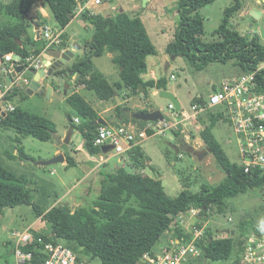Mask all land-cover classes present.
<instances>
[{"label": "trees", "instance_id": "1", "mask_svg": "<svg viewBox=\"0 0 264 264\" xmlns=\"http://www.w3.org/2000/svg\"><path fill=\"white\" fill-rule=\"evenodd\" d=\"M216 1L218 0H176L179 19L174 38L165 49L166 54L186 59L189 65L198 71L212 64L234 61L241 74L255 73L256 80L261 84L260 90L264 93V70H258L259 65L264 63V44L257 35L248 38L230 25L232 17L238 11L237 0L225 10L222 23L215 31L217 40L211 44L202 43L204 23L200 10ZM38 2L47 9L59 29H65L71 23L78 4L77 0H13L9 4L0 2V15L17 21L13 26L0 29V59L7 54H14L24 61L44 51L46 42L41 35L39 40H35L34 33L30 35L28 32L36 31L38 27L39 34L40 29L48 23L45 20L42 23L35 22L29 18V13ZM81 19L92 25L94 33L91 40L83 46L84 50L88 47L89 51L83 56H77L69 68L73 76H77L73 87L84 85L86 91L93 93L100 101H115V96L121 91L125 92L127 97L139 94L147 97L152 90H167L166 77L156 81L142 79V75L147 72V57L155 56L157 52L139 18H132L125 12L108 17L84 12ZM62 39L58 49L66 50L67 36L63 34ZM105 53L115 55L113 64L119 69L120 79L115 84H111L96 70L91 60L93 57H102ZM65 73L64 69L57 70L54 75L63 78ZM26 77L30 80L32 78L28 73ZM24 99L23 89H15L6 95L4 105L11 103L15 104V107L11 112H0V130L15 133L16 142L21 144L18 159L29 161L31 158L25 153L22 140L31 137L42 142H54L51 131L56 130L47 118L21 109L16 101L22 102ZM193 101L202 103L203 98H195ZM66 103L75 115V118L70 113L68 115L70 128L81 136L83 150L92 157L100 155L101 148L94 145L99 126L95 127L93 123L101 117L76 92L67 95ZM129 111L131 110L127 106H117L115 117L119 123L111 125L136 122L144 127L145 123L128 116ZM74 119H78V123H75ZM219 120L228 122L222 114L209 116V126L202 132L201 139L220 170L226 175L220 186L210 187L204 184L197 193L185 189L177 197L171 198L166 194L161 180L118 170L115 173L101 174L100 193L92 209L72 210L67 205L51 204V201L57 200L54 192L51 197L44 195L46 204L37 203L33 189L35 181L25 174L15 173L0 162V210L30 207L37 219L51 226L49 236L35 234V240L40 237L45 243H62L85 264H92L95 260L100 264H142L144 255L155 256L154 248L172 229L174 219L179 213L196 208L201 209L200 218L204 221L209 219L212 213L218 214L219 218L220 215L226 217L229 200L252 190L264 189V174L262 175L258 168L245 173L243 166L231 163L226 157L212 134ZM172 134L177 139L180 137L176 131ZM71 152H64L66 169L78 165L72 156L76 151ZM7 156L10 160L17 159L11 154ZM128 156L137 165H143L139 147L133 146L128 151ZM51 188H54L53 185ZM208 212L210 214H207ZM244 226V223L241 224L239 232L243 236ZM232 231L234 230H229L226 238H217L216 234L207 228L204 237L196 242L201 252L198 260L227 262L235 253L242 252L243 243L235 238L236 231L233 235ZM181 238L189 242L192 234L179 228L174 229L173 239ZM38 248L36 243H32L21 249L36 254Z\"/></svg>", "mask_w": 264, "mask_h": 264}, {"label": "rangeland", "instance_id": "2", "mask_svg": "<svg viewBox=\"0 0 264 264\" xmlns=\"http://www.w3.org/2000/svg\"><path fill=\"white\" fill-rule=\"evenodd\" d=\"M13 0H0L1 3L9 4ZM257 0H244L245 5L248 4L250 7H253L252 10L247 12V15H244V22L239 21L236 24L239 25L242 23L240 28V33L248 34L251 28V24L256 21L258 22V32L261 35V38L264 40V4H259ZM106 4L103 7H100V11L102 14H108L109 16H115L118 13L127 11L129 4L131 1L129 0H104ZM166 7H160L157 4H149L148 9H144L143 7H139L147 14L154 15L156 17L155 25L158 30H162L164 34L160 33L158 36L152 34L151 41L157 51L156 58L152 56L147 60V64L150 67L154 60H158L159 64V72L166 74L167 65L170 66L168 70L167 79L169 82V87L172 88L178 95L180 101L183 103L184 109H189V105L192 104L194 99L198 96L203 99H207L210 94H212L213 89L218 88L221 83L232 79L233 77H237L242 75L240 69L236 66L234 61H231L227 64H212L208 66L206 69L202 71H198L195 68L191 67L186 59L182 57L169 56L165 52V47L173 40L174 34L176 31L177 23H178V13L176 8V2L165 1ZM234 4L233 0H218L215 3L208 5L200 10V15L203 18L204 23V35L201 37V41L204 44H211L217 40L215 36V31L222 23V19L224 17V12L227 8L231 7ZM108 5V6H107ZM137 5H141V0L137 1ZM247 5V6H248ZM124 8V9H123ZM249 9V8H248ZM139 10V9H138ZM42 11L48 15L47 19H44L42 16ZM129 12H127L128 14ZM29 17L31 19H35L37 22L42 23L44 20L48 21L50 25H54V21L52 16L49 14L47 9L43 8L41 3L38 2L31 12L29 13ZM81 22H80V21ZM234 22V21H233ZM84 23V24H83ZM17 24V21L13 19H9L6 16L0 15V29L5 26H13ZM83 24V28L80 27ZM254 29V28H253ZM71 31H74L79 37H82L84 41H90L93 35V27L90 23L83 21L80 19L75 20L74 23L70 27ZM254 35H247L248 38L253 37ZM89 49L83 50L81 56L84 53H87ZM91 54V52H88ZM112 54V55H111ZM110 56H113L112 60H110L109 55H104L101 58L93 59V63L97 69H99L107 78L110 83H117L120 81L119 79V69L113 64L114 54L111 53ZM174 75L175 80H170V76ZM166 76V75H165ZM49 82H44L41 84V88L34 92L32 95L26 94L25 91V99L22 102H16L19 107L27 112L42 116L50 120L56 130V134L61 138L67 130L68 118L69 115V107L65 103L64 93L59 95H54L53 99L50 101L47 97V87ZM79 88V89H78ZM72 90H82L85 91L82 94L86 96L90 105L93 108L98 109L102 107V102H98L93 93L86 92V88L84 85L79 87H73ZM115 101L112 99L107 104V109L110 111L108 113L103 114V119L109 121L111 118L116 116V107L123 105L128 106L131 110L128 112V116H130L131 112L134 111L130 105H127L125 102L126 96L125 92H119L116 95ZM140 94L136 96L139 98ZM96 101H93V100ZM86 100V101H87ZM162 103L166 102L161 98H158ZM18 101V100H17ZM137 102V101H136ZM129 104V103H128ZM15 107V104H12ZM106 109V108H105ZM105 109L98 112H103ZM161 111L164 115H168L169 111L167 109L166 103L161 106ZM211 114H218L217 111H207L196 117V120L180 122L181 118L178 119V123L176 126H173L166 132L165 136L155 134L152 136H144L139 137L138 134L141 130L139 129V123L131 122L126 125H133L136 127L135 129L138 131H134L135 141L140 144V148L142 151H148L149 155L155 159L157 157H161V155L167 149L171 151L170 145L178 144L180 140H186L183 149L186 146H191L198 150L197 152H202L204 150V144L202 140H200L202 132L204 129L209 126V116ZM71 115V114H70ZM72 116V115H71ZM100 116V115H99ZM225 118V117H224ZM228 121V120H227ZM216 126L213 129V134L216 140L220 143L225 155L229 159L231 163L240 164L241 161L239 159V153L235 138L233 135V130L230 126L229 121L224 123L221 120L217 122ZM138 124V125H137ZM178 132L181 136L178 139L175 138L170 132ZM69 132H72L71 128L64 135L63 139H65ZM187 137V138H185ZM16 135L13 131H3L0 130V162L5 166L12 169L17 174H25L31 180L35 181L33 185V189L35 190L36 202L42 205L46 204V200H44V195L52 196L53 192L56 198L62 196L63 193L67 191L68 188L72 187L73 184H76L78 181L82 180H92L93 177L89 178L87 176V164L83 163V157H76V161L80 163L77 167L71 168L69 170H65L61 165H54L49 167H41L39 162L48 161L53 158V153L56 149H59L62 152H70L73 148L66 146L74 145V148L83 143L81 136L78 133H74L73 139L72 136L67 145L58 146L57 143L54 142H42L37 139L28 137L22 140V146L24 147L25 153L31 158L29 161H20L18 159V149L21 144L16 142ZM230 140L231 145H227L226 141ZM134 141V142H135ZM196 151L192 153V155L186 154V152L182 153V157L175 162V168L180 170L178 172V176H175L174 172L171 171L172 163L166 162L164 166H161L160 172L162 173V177H164L165 184L170 182L171 186L167 188L166 194L171 197H177L185 188L186 184L193 185L190 188L192 193H196L200 190L204 183L208 184L210 187L220 186L226 178V175L220 170L219 165L215 161V159L211 156H199ZM7 154H11L17 157L16 160H10ZM110 161L108 165L101 168V173H113L117 168H124L127 173H132L131 168L126 162V157L116 156L111 153L109 155ZM173 158H176L173 154ZM99 158L96 159V164H98ZM243 163V162H242ZM240 166H244L240 164ZM51 172H54L51 175ZM101 173L98 175L101 176ZM148 175L152 178H157V175L148 172ZM60 179L62 181L60 182ZM158 179V178H157ZM224 179V180H223ZM99 178L95 180L93 187L94 192L90 194L76 193L66 197H64L61 201L58 202V205H67L72 210H76L78 208H86L88 210L93 208V204L96 201L99 190ZM57 188H51V186ZM66 185V186H65ZM46 187V188H44ZM47 187H49L47 189ZM86 198V199H85ZM52 200V199H50ZM61 203V204H60ZM51 204H54V201H51ZM226 215L231 218L232 221L229 222L220 220L218 214L212 213L211 217L208 221L202 220L208 230H211L212 233H215L220 238H225L228 234H222L226 230H234L236 231V239L240 240L243 243V250L240 253H235L230 261H218V262H203L201 260L189 259L187 264H245L244 258L247 253L248 247L254 244H251L250 240L255 239L253 235V231H257L259 227L264 225L263 220H257V214L260 212H264V189L261 190H252L246 194L239 195L234 199H231L227 202ZM232 209L235 212H232ZM207 222V223H206ZM246 226L243 229H246L250 232L249 235L243 236L240 232L241 224ZM257 229V230H256ZM49 226L48 223L42 221L41 219H37L33 214V211L28 206H20L13 209H4L0 210V264H14V247L16 242H18L19 238L25 233L30 234L32 237L35 234L49 236ZM262 235L260 237L262 238ZM74 247V246H72ZM258 253H264L262 248L258 249ZM92 264H100L98 260L92 261ZM264 264V263H260Z\"/></svg>", "mask_w": 264, "mask_h": 264}, {"label": "built area", "instance_id": "3", "mask_svg": "<svg viewBox=\"0 0 264 264\" xmlns=\"http://www.w3.org/2000/svg\"><path fill=\"white\" fill-rule=\"evenodd\" d=\"M109 1V0H107ZM259 4H264V0H257ZM104 0H85L84 4H78L74 11V16L83 14L88 6L98 7L103 5ZM62 33L60 29L45 25L41 29V38L46 42V50L56 48L62 44ZM11 63L12 66H24L22 73L16 74L11 82H3L0 86V103H6L5 97L15 89H26L30 80L26 74L34 69H46L48 66L37 57H29L22 61L20 58L7 54L2 59V64ZM258 70H262L258 68ZM14 71L12 67L4 69L8 76ZM174 79V76L171 77ZM261 84L256 80L255 73L242 74L230 80H227L213 91L202 103H192L189 109L181 108L176 111L169 102V114L164 116L163 122L155 123V129L164 134L171 127L180 122L196 120L200 114L218 110L230 123L233 134L239 147V153L243 162L245 173L251 169L258 168L259 172L264 174V93L260 90ZM1 112L13 111L14 107L7 104L0 106ZM181 121L178 122V119ZM78 123V119H74ZM139 137L146 136L143 131L139 132ZM135 135L126 126H99L97 129L94 145L96 147L112 146L111 153L120 155L127 153L134 145ZM201 209L192 208L186 213H179L178 218L183 221L187 217L196 220L188 232L192 234L191 241L186 242L183 238L175 240L172 245L166 248L162 254L154 257L149 254L144 255L142 264H187L189 259H196L201 255L196 242L204 237L206 225L200 220ZM209 214V212L207 213ZM176 216V217H177ZM229 222L231 218H227ZM264 240V239H263ZM251 245L247 249L244 261L245 264L264 263V253H258L256 248L261 246L256 239L250 240ZM36 243L39 247L36 254L25 252L21 248ZM14 264H85L79 261L75 253L62 243H45L42 238L35 240L30 234L22 235L18 242L14 244ZM263 246H261L262 248Z\"/></svg>", "mask_w": 264, "mask_h": 264}, {"label": "crops", "instance_id": "4", "mask_svg": "<svg viewBox=\"0 0 264 264\" xmlns=\"http://www.w3.org/2000/svg\"><path fill=\"white\" fill-rule=\"evenodd\" d=\"M129 1H131V4H129L130 6H128V10L127 11H125V10H123L125 13H127V12H129L128 13V15L130 16V17H132V18H139L140 20H141V22L143 23V25H144V27H145V29H146V31H147V33H148V36H149V38H151V36H152V34L150 33V32H152L153 34H155L156 36H158L160 33H162V34H164V32L160 29V30H158V28L159 27H157L156 25H155V20H156V17L154 16V15H150V14H147V13H145L144 11H142V9H140L139 7H143L144 9H148V6H149V4H157V5H159L160 7H166V4H165V1H167V0H141V5L140 6H138L137 5V1L138 0H129ZM168 1H172V0H168ZM175 2H176V0H174ZM234 2H235V0H233ZM238 1V5H239V7H238V11H237V13L232 17V19H231V22H230V25L232 26V28L234 29V30H237V31H239L240 30V28H241V22H240V24L239 25H237L236 23L237 22H239V21H242V22H244L245 21V19L243 18V13H244V15H247V12H248V10H249V12L252 10V8L253 7H250L248 4H246L245 5V3H244V0H237ZM77 3L78 4H84L85 3V0H77ZM215 3V2H214ZM257 3V2H256ZM77 4V5H78ZM106 4H103V5H101V6H98V7H93V6H88V9L85 11V12H88L90 15H102V16H104V17H108L109 15L108 14H102V12L99 10L100 9V7H103V6H105ZM248 5V6H247ZM108 6V5H107ZM249 8V9H248ZM124 9V8H123ZM139 9V10H138ZM82 15V14H81ZM81 15H78V16H74V19L71 21V23L65 28V29H60V32L62 33V35L64 34V35H66L67 36V40H66V43L68 44V48L66 49V50H68V49H70L74 44H77L78 46H79V48H77L76 49V53H75V56H74V58L72 59V63H73V61L75 60V58L77 57V56H81L82 55V53H83V50H84V48H83V46L85 45V43L86 42H88V41H84L83 39H82V37H79V35H77L74 31H71L70 30V27H71V25L74 23V21L75 20H78V19H80V17H81ZM42 16H43V18L44 19H47V17H48V15L45 13V11H42ZM30 18V17H29ZM31 19V18H30ZM34 21L35 22H37L35 19H34ZM80 21V20H79ZM234 21V22H233ZM48 22V21H47ZM81 22V21H80ZM84 24V23H83ZM83 24H82V26H80V27H82L83 28ZM47 25H50L49 23H47ZM52 26V25H51ZM52 27H56V25H55V23H54V25L52 26ZM57 28V27H56ZM251 28L252 29H250V31L248 32V34H242V33H240L241 35H243V36H247V35H250V34H252V35H257L258 37H259V39H260V41H261V43L262 44H264V40L261 38V35L259 34V32H258V29H259V26H258V22H256V21H254L252 24H251ZM254 28V29H253ZM59 29V28H58ZM39 29H37L36 28V31L35 30H33V32L32 31H28L29 32V34L30 35H33V33H34V39L35 40H39L40 39V36L39 35H41V29H40V33L39 34H37V31H38ZM240 32V31H239ZM93 33H94V30H93ZM62 38V37H61ZM151 40V39H150ZM62 42H63V39H62ZM152 42V41H151ZM22 44V43H21ZM153 44V43H152ZM167 47V46H166ZM165 47V48H166ZM52 49H56V48H52ZM86 49L88 50L89 48L88 47H86ZM62 51H65V50H62ZM157 52V51H156ZM110 54L111 53H105L104 55H109V58H110V60H112V58H113V56H110ZM13 55V57H15V59H16V57H18V56H16V55H14V54H12ZM103 55V56H104ZM112 55V54H111ZM157 55V54H156ZM156 55H155V57L154 58H156ZM102 56V57H103ZM32 57H37L40 61H42V62H44L48 67L46 68V69H44V70H48L49 69V65H48V62L49 61H51V58H49L48 56H46V53L45 54H40V55H38V56H32ZM19 58V57H18ZM96 57H93L91 60H92V63H93V59H95ZM99 58H101V57H99ZM149 58H152V56H149V57H147V59H146V65H147V72L144 74V75H142V79L144 80V81H147V80H154V81H156V80H158L159 78H161V77H166L167 78V74H168V70L170 69V66L169 65H167V67H166V74H163V73H160L159 72V64H158V60H154L153 62H152V64H151V66L149 67L148 66V64H147V60L149 59ZM174 58H176V57H174ZM6 65V64H5ZM5 65H3L2 64V59H0V86L3 84V82H5L6 81V78H7V75L5 74V72H4V69L6 68V66ZM93 66L95 67V65H94V63H93ZM258 68H260V69H262V70H264V63H262V64H260L259 65V67ZM95 69L96 70H98L99 72H101L99 69H97L96 67H95ZM102 73V72H101ZM103 74V73H102ZM104 75V74H103ZM166 75V76H165ZM105 76V75H104ZM172 76H174V75H171L170 76V80H175V76H174V79H171V77ZM77 76L75 75V76H73L72 77V80L71 81H69V83H68V85L67 84H65V82H64V80H63V78H62V80H58V79H50V78H47V79H45V80H41L40 81V83L41 84H43L44 82H49V85L48 86H51L52 88L54 87V86H57V88H53L52 89V92H51V95H50V98H49V100L51 101L52 99H53V97H54V95H61L62 93H64V96H65V103H66V97H67V95H71L72 93H74V92H76V93H78V94H80L81 95V97L86 101L87 100V98H86V96L85 95H83L84 93L83 92H85V91H82V90H78V89H76V90H72L71 88H72V82L73 81H75V78H76ZM106 77V76H105ZM107 78V77H106ZM233 78H235V77H233ZM4 79H5V81H4ZM29 79V78H28ZM108 79V78H107ZM30 80V79H29ZM167 81H168V79H167ZM7 82V81H6ZM8 83V82H7ZM111 84H113V83H111ZM218 88H214L213 89V91H215V90H217ZM26 89H24V91H25ZM167 91H169V92H171L172 94H174V96L178 99V101H179V103H180V106H181V108H183L184 109V107L182 106L183 105V103L180 101V99H179V97H178V95H177V93L172 89V88H170L169 87V82H168V84H167ZM86 92H88V91H86ZM123 92V91H122ZM159 92L160 91H156V90H152L151 92H149V94H148V96L147 97H145V96H143V95H140L139 96V98H136V96H133V97H127V95H126V93H125V96H126V99H125V102L127 103V105H130V107L134 110V111H132L131 112V114L133 113V112H145V111H153V110H160L161 111V106L163 105V104H165L166 103V106H167V109H168V104H169V102L166 100V102H164V103H162L161 101H159L158 100V98H161L160 96H159ZM83 93V94H82ZM94 95V94H93ZM115 97H117V96H115ZM96 98V97H95ZM197 98V97H196ZM198 98H201V97H199L198 96ZM97 99V98H96ZM161 99H163V98H161ZM98 100V99H97ZM164 100V99H163ZM205 100V99H204ZM93 101H96L95 99L93 100ZM100 100H98V102H99ZM137 101V102H136ZM17 102V101H16ZM87 103H89V101L87 100L86 101ZM100 102H102L103 103V105H101L102 107H99L98 109L100 110V111H102L103 109H105L103 112H98V109H95V108H93L92 107V105H91V107L100 115V117L103 119V114H105V113H108L110 110L109 109H107V103L108 102H110V101H100ZM129 103V104H128ZM9 105H11V106H13L11 103H8ZM67 104V103H66ZM90 104V103H89ZM191 105V104H190ZM189 105V106H190ZM0 106H2V107H5V105L4 104H1L0 103ZM68 106V105H67ZM14 107V106H13ZM69 107V106H68ZM128 107V106H127ZM1 109V108H0ZM70 109V108H69ZM213 111V110H212ZM215 111H218V110H216L215 109ZM1 112V111H0ZM162 112V111H161ZM69 113L70 114H72L71 113V111H69ZM131 114H130V116H131ZM218 114H221V113H218ZM164 116H166V115H164ZM223 116V115H222ZM72 117L73 118H75V115L74 114H72ZM67 118H68V115H67ZM115 119H117L116 117H113V118H111L109 121H111L112 122V124H117V123H119V121H115ZM105 120V119H104ZM118 120V119H117ZM68 126H67V130H66V132L64 133V135H66V133L69 131V128H70V121L68 120ZM141 122V121H140ZM144 123V122H143ZM155 123H157V122H155ZM155 123H145V125H144V127L140 124L139 125V129L138 130H141V131H145L146 129H150V130H152V132H153V134L152 135H155L156 133L157 134H159V135H162V136H165L166 135V132H168V131H166L164 134H160V132H158L156 129H155ZM218 124V123H217ZM138 125V124H137ZM132 132H134L136 129V127H134L133 125H130V126H128V125H126ZM141 126L143 127V129H141ZM214 129V128H213ZM138 130H136V131H138ZM140 131V132H141ZM70 134H71V136H72V139H73V136H74V133H75V131H73V134H72V132H69ZM68 133V134H69ZM170 133H172V132H170ZM212 134H213V130H212ZM63 135V136H64ZM139 135V134H138ZM152 135H150V136H152ZM173 135V134H172ZM61 137V139L62 140H64L63 138L64 137ZM174 136V135H173ZM213 136H214V134H213ZM234 138H235V136H234V134L232 135ZM180 137H183V136H181L180 135ZM71 138V137H70ZM142 138V137H141ZM185 138H187V137H185ZM214 138H215V136H214ZM200 140H202L201 138H200ZM215 140H216V138H215ZM70 141V140H69ZM186 140H180L179 141V143L178 144H175V145H173V146H177L179 149H180V151H179V153H175V151L171 148V151H169L168 149L166 150V151H164V153L161 155V157L159 158V157H157V159H155L154 160V158L153 157H151L148 153V151L146 152V151H142L141 150V148H140V144L139 143H137L136 141L134 142V146H137V147H139L140 148V153L142 154V161H143V165L142 166H139V165H137L132 159H130L129 158V156H128V152L127 153H124V154H120V155H115V157L116 156H122V157H126V158H122V159H125L126 160V162L128 161V164L127 165H129L130 166V168H131V171H132V173H129V174H140V175H142V176H145V177H149V178H152V177H150V175H148V172H152V173H154V174H156L157 175V178L159 179V180H161V182H162V184H163V186H164V189H165V192L167 191V188H169L170 186H171V184H170V182H167L166 184H165V182H164V177H162V173L160 172V170H161V166H164L165 164H166V162H169V164L170 163H172V169H171V171H173L174 172V174H175V176H178V172L180 171L179 169L177 170L175 167V162H177V160H179L181 157H182V153H184L185 151L183 150V147H184V144L186 143L185 142ZM217 141V140H216ZM235 141H236V138H235ZM202 142H203V140H202ZM217 143L220 145V143L217 141ZM203 144H204V142H203ZM226 144L227 145H231V141L230 140H227L226 141ZM236 144H237V148H238V153H239V147H238V143H237V141H236ZM64 145V144H63ZM67 145V144H66ZM66 147H68V150L70 149V147L71 148H73V150H75L76 151V154L75 155H73L72 154V156L76 159V157H78V156H80V157H83V163L84 164H87V165H89V166H87V176H89V178H91V177H93V179L92 180H88V182H87V180H82V181H78L76 184H73V186L72 187H70V188H68L67 189V191L65 192V193H63L62 194V196L61 197H59V198H57V200L54 202V204L55 205H58V202L59 201H61L62 200V198L64 197V199L63 200H65V198L66 197H69L70 195H73V194H76V193H81V192H83V193H85L86 192V194H88L89 193V195H88V197L90 196V194L92 193V191L94 192V190H96V189H94V187H93V184H94V182H95V180L96 179H100L99 180V184L101 183V180H102V178L100 177V175H98V173L100 174L102 171H101V168H103L104 166H106V165H108V163H109V159H110V157H109V155L111 154V152L110 153H108V154H100V155H98V156H95V157H92V156H89L84 150H83V143L82 144H80V145H78V146H76L75 148H74V145H70V146H66ZM170 147H171V145H170ZM187 147V146H186ZM191 147V146H190ZM220 147H221V145H220ZM193 148V147H192ZM194 149V151L192 152V153H194L195 151L197 152L198 150H195L196 148H193ZM221 149H222V147H221ZM223 150V149H222ZM71 152V151H70ZM224 152V151H223ZM72 153V152H71ZM192 153H187L186 152V154H189V155H192ZM198 153V155L201 157V156H205V155H207L208 157H211L212 156V154L209 152V150L207 149V147H206V145L204 144V150H202V152H197ZM59 154H62L63 156H64V152H62V151H60L59 149H56L55 151H54V153H53V157L54 156H56V155H59ZM173 154L175 155V157L176 158H173ZM213 157V156H212ZM227 157V156H226ZM65 158V157H64ZM97 158H99V161H98V164H96V159ZM214 158V157H213ZM239 159H240V161H241V156H240V153H239ZM78 163V162H77ZM80 163H78V165H79ZM240 164H243L242 163V161H241V163ZM240 164H238V165H240ZM58 165H61L65 170H69V169H66L65 168V166H66V162H64L63 164H58ZM77 165V166H78ZM76 166V167H77ZM118 170H123V171H125L126 173H127V171L124 169V168H117L113 173H115V172H117ZM54 174V172H51V175H53ZM102 174V173H101ZM179 177V176H178ZM157 178H152V179H157ZM157 179V180H158ZM224 180V179H223ZM62 181V179H60V182ZM204 184H206V183H204ZM203 184V185H204ZM55 184H53V187H55L54 186ZM188 185L189 186H187V185H185L184 186V188L185 189H189V191H190V188L193 186V185H190L189 183H188ZM66 186V185H65ZM56 188V187H55ZM54 188V189H55ZM100 189H101V187H100ZM184 189V190H185ZM56 190H57V188H56ZM259 190H261V189H259ZM58 191V190H57ZM99 193H100V190H99ZM197 193V192H196ZM86 199V198H85ZM61 204V203H60ZM54 205V206H55ZM234 212H235V210H234ZM236 213V212H235ZM210 214V213H209ZM227 214V213H226ZM258 216H257V220H263L264 219V212H260V213H258L257 214ZM227 218H229V217H227V215H226V217H225V215H220V220H223V221H227ZM200 220L202 221V218H200ZM209 219H206L205 221H208ZM196 222V220H194V219H192L190 216L189 217H187L185 220H183V221H181L179 218H178V216L174 219V222H173V224H172V229L169 231V232H167L163 237H162V239L159 241V244H158V246H156L155 248H154V250H153V254L154 255H160V254H162L163 253V251L166 249V248H168V247H170L171 245H172V243L175 241V239H173V236H174V229H176V228H179V229H181L183 232H188V229H189V227L192 225V224H194ZM202 223H204L203 221H202ZM207 223V222H206ZM205 224V223H204ZM206 225V224H205ZM48 226H49V232H48V234H50V231H51V226H50V224H48ZM245 226H246V224H245ZM206 229H207V227H206ZM257 230V229H256ZM228 232H229V229L228 230H226L224 233H222V234H228ZM232 232H234V231H232ZM189 233V232H188ZM242 233H244L245 234V236H247V235H249L250 234V232L249 231H247L246 229H244L243 230V232ZM261 234H263L262 235V238L260 237V235ZM217 236V235H216ZM252 236H254L255 237V239L257 240V242L259 243V244H261V246H263L262 247V249L264 250V225L263 226H261V227H259L258 228V230L257 231H253V235ZM217 238H220L219 237V235L217 236ZM226 238V237H225ZM261 246H258L257 248H256V251H258V249L259 248H261Z\"/></svg>", "mask_w": 264, "mask_h": 264}, {"label": "water", "instance_id": "5", "mask_svg": "<svg viewBox=\"0 0 264 264\" xmlns=\"http://www.w3.org/2000/svg\"><path fill=\"white\" fill-rule=\"evenodd\" d=\"M38 29V27H37ZM19 45H21V42L19 41ZM79 48L77 44H74L70 49L62 51L60 49H48L46 50V56L51 58V61L48 62L49 69L44 70V69H39V70H30L28 74L32 76L30 80L29 86L26 88V94L32 95L34 92L38 91L41 88V80H45L47 78H52V79H58L62 80L61 77L55 76L54 73L57 70H60L63 66H67L70 68L72 66V59L75 56L76 49ZM8 67H12L14 71L9 74L6 78L7 82H11L12 78L16 76V74L22 73L24 71V66L19 65V66H12L11 63L6 64ZM70 76H72V72L70 73ZM52 87L48 86L47 87V97L48 99L50 98L51 92H52ZM159 96L163 98L164 100H167L170 102L176 111H179L181 109L180 103L178 99L172 94L171 92L167 90H161L159 92ZM1 111V109H0ZM131 118L137 121H141L144 123H155V122H163L165 117L164 114L160 110H153V111H148V112H133L131 114ZM70 121V119H68ZM115 121H118L115 119ZM109 124H112L111 121H106L102 118H99L96 122L93 123L95 127L97 126H107ZM146 136H150L153 134L152 130L149 128L144 131ZM51 136L53 140L57 143L58 146L61 145H66L69 143L71 134L69 133L67 137L62 140L55 132L51 131ZM171 148L175 151V153H179L180 149L177 146L171 145ZM112 150V146H103L101 147V153L102 154H108ZM187 153H192L194 149L190 146H187L185 149H183ZM65 162V158L62 154L56 155L53 158H51L48 161H42L39 162L38 165L41 167H49V166H54L58 164H63ZM234 232H232V235Z\"/></svg>", "mask_w": 264, "mask_h": 264}, {"label": "flooded vegetation", "instance_id": "6", "mask_svg": "<svg viewBox=\"0 0 264 264\" xmlns=\"http://www.w3.org/2000/svg\"><path fill=\"white\" fill-rule=\"evenodd\" d=\"M72 67V66H71ZM70 67V68H71ZM66 70V73L64 74V77H63V80L65 82V84L68 85L69 81L72 80V77H73V73H72V76H70V73L72 72L71 70H69V68L67 66H63L60 70ZM77 79V77L75 78V80ZM75 81H73L72 83H74Z\"/></svg>", "mask_w": 264, "mask_h": 264}]
</instances>
